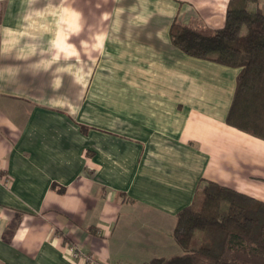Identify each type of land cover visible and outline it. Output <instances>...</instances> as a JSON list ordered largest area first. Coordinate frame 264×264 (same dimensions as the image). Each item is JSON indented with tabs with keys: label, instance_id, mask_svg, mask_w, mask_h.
Returning a JSON list of instances; mask_svg holds the SVG:
<instances>
[{
	"label": "crops",
	"instance_id": "1",
	"mask_svg": "<svg viewBox=\"0 0 264 264\" xmlns=\"http://www.w3.org/2000/svg\"><path fill=\"white\" fill-rule=\"evenodd\" d=\"M229 5L0 0V264H144L207 181L264 201V140L226 121L239 69L170 35Z\"/></svg>",
	"mask_w": 264,
	"mask_h": 264
},
{
	"label": "trees",
	"instance_id": "2",
	"mask_svg": "<svg viewBox=\"0 0 264 264\" xmlns=\"http://www.w3.org/2000/svg\"><path fill=\"white\" fill-rule=\"evenodd\" d=\"M236 1L222 27L201 32L174 23L170 35L191 56L239 69L226 121L264 140V7ZM172 235L184 252L144 264H264V201L207 181L178 212Z\"/></svg>",
	"mask_w": 264,
	"mask_h": 264
},
{
	"label": "rangeland",
	"instance_id": "3",
	"mask_svg": "<svg viewBox=\"0 0 264 264\" xmlns=\"http://www.w3.org/2000/svg\"><path fill=\"white\" fill-rule=\"evenodd\" d=\"M235 3H237V1L235 0V1H232V0H230V5H232V4H235ZM229 5V6H230ZM254 6H255V4H253ZM260 6L261 7H264V0H260ZM250 9H253L252 8V6L250 5ZM111 78V77H110ZM200 196H201V194H200ZM175 246H174V248H166L165 250H163V251H161V250H159L160 252H162V254H168V255H170V254H174V252L175 253H183L184 252V249L183 248H181V247H179L177 244H174ZM193 246H198L197 244H194ZM77 249V248H76ZM78 250V249H77ZM79 251V250H78ZM80 253H81V255H83L82 254V252L81 251H79Z\"/></svg>",
	"mask_w": 264,
	"mask_h": 264
},
{
	"label": "built area",
	"instance_id": "4",
	"mask_svg": "<svg viewBox=\"0 0 264 264\" xmlns=\"http://www.w3.org/2000/svg\"><path fill=\"white\" fill-rule=\"evenodd\" d=\"M70 251L75 255V256H80L82 257L85 261H91V257H87L84 255H81V253L74 247V246H70Z\"/></svg>",
	"mask_w": 264,
	"mask_h": 264
}]
</instances>
